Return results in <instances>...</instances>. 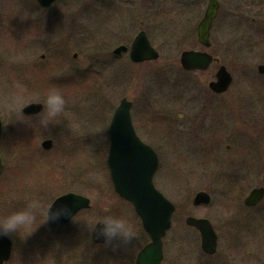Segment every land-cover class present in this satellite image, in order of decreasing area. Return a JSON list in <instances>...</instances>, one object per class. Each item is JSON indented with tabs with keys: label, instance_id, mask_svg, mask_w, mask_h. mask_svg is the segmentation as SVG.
Returning <instances> with one entry per match:
<instances>
[{
	"label": "rangeland",
	"instance_id": "374dc122",
	"mask_svg": "<svg viewBox=\"0 0 264 264\" xmlns=\"http://www.w3.org/2000/svg\"><path fill=\"white\" fill-rule=\"evenodd\" d=\"M166 1L163 11L120 10L115 17L108 5L100 6L101 0H60L48 18L50 27L41 19L37 34L34 0H0V117L5 145L32 154V161H19L27 171L8 175L6 193L24 202L26 196L53 192L46 185L53 161L63 170H53L63 184L58 194L70 190L91 200V210L78 218L88 219L107 202L114 211L131 214L139 235L119 251L136 256L149 237L132 207L114 191L106 165L109 122L121 99L127 98L133 103L135 130L162 158L155 185L179 210L215 215L214 204L195 208L192 199L197 192L209 191L216 201L223 178L234 177L241 186L240 201L227 209L242 208L249 216L240 215L231 233H219L213 258L203 254L199 232L186 228L184 216L180 217L182 226H173L163 240L168 264H264V199L249 209L243 201L251 189L264 185V74L257 70L264 63V43L258 44L264 30L259 18L262 8L257 0H219L207 51L220 58L233 82L218 96L208 88L219 65L188 72L180 64L184 50H206L198 41L197 26L209 0ZM140 30L147 32L160 54L158 60L135 64L128 54L113 56L114 48L130 44ZM33 37L53 39L40 44ZM101 45L104 50L97 48ZM74 52L77 59L72 58ZM42 53L47 58L37 62ZM49 65L53 67L49 75L41 77ZM52 86L68 100L74 131L65 126L66 121L42 129L39 116L25 118L31 127L19 121L8 123L13 95L29 97ZM45 140L53 141L50 150L42 148ZM7 155L12 169L17 155L8 150ZM71 222L70 226L79 223ZM77 230L84 235L88 229L81 223Z\"/></svg>",
	"mask_w": 264,
	"mask_h": 264
},
{
	"label": "flooded vegetation",
	"instance_id": "af4514ba",
	"mask_svg": "<svg viewBox=\"0 0 264 264\" xmlns=\"http://www.w3.org/2000/svg\"><path fill=\"white\" fill-rule=\"evenodd\" d=\"M34 1H35L34 5L38 11L36 18L38 19V21H37V25H38L37 34H39V29H40V24H41L40 22H42L41 19L44 20V22L46 23V26L50 27V23L48 21V18H50L52 15L53 6L55 4H57L58 1H60V0H55L49 6L42 5L40 2H38V0H34ZM217 1L219 3V8H218V14H219L221 2L219 0H217ZM209 2H210V0L208 1L207 7L209 5ZM257 2L260 4V7L262 8L260 15H259V18L261 20V23H264V0H257ZM104 5H108L110 7V9L113 11L115 17H116V15H118L120 13V10H126V11H130V12L143 10L142 13L146 14L147 12L150 13L151 9L159 10V11H163L164 9H167L166 8V6H167L166 0H101L100 6H104ZM207 7H206V9H207ZM101 8H103V7H101ZM100 10H102V9H100ZM204 14H205V12H204ZM218 14H217V16H218ZM45 19H46V21H45ZM215 19H214V21H215ZM214 21H213L212 27L214 25ZM198 26H199V24H198ZM198 26H197V37H198ZM211 30H212V28H211ZM211 30H210V37H211ZM140 31H144V30H140ZM146 35L148 36L147 32H146ZM148 38H149V36H148ZM52 39L53 38H51V37H33L34 42H40V44H42V43L48 44ZM133 40L134 39H132L131 43L133 42ZM131 43L118 45L117 47L122 46V45L126 46L128 48V50H126V51L123 50L121 53L116 54L115 53V49L117 48L116 47L112 50L113 56L120 57L124 54H128L130 61L132 63H135L130 57V48L129 47H130ZM262 43H264V30H262V32L259 36V41H258V44H262ZM51 46H52V44H50L49 47H51ZM97 48L99 50H104L103 45H101L100 47H97ZM47 55H48L47 53H42L39 56V60H37V62L45 61V59L47 58ZM212 56L214 58L219 59V62H217V63L212 62V65L216 64V65L220 66V64H221L220 58L216 57L214 55H212ZM72 58L77 59L78 53H76V52L72 53ZM153 61H156V60H153ZM153 61H145V62L149 63V62H153ZM141 63H143V62H141ZM262 64H264V63H262ZM67 65L69 67V64H63V66H61V67H67ZM47 68H48L47 71H43V73L41 72V77H43L42 74L49 75L50 70L53 67H52V65H49V66H47ZM71 68H73V67H71ZM74 71H75L74 73H80V71L78 69H75ZM51 76H52L51 77V79H52L53 75H51ZM215 79H216V75H215ZM230 87L228 88V90L230 89ZM208 89H209V92L212 93L213 95L221 96V94H223V93H217V92L213 91L210 87ZM227 91H225V92H227ZM207 101H208V103H211L214 100L208 99ZM209 101H211V102H209ZM132 107H133V103H132ZM132 107H131V110H132ZM24 114L26 116L33 117V116H35L36 113L35 114L24 113ZM131 116H132V111H131ZM0 122H1V128H2L1 129V135H0V162L2 165V168L0 171V215H2L7 211V209L8 210L15 209L14 207L16 205H17V208H18V206L20 208H21V206L23 207L22 204H24L25 201L19 202L18 201L19 197L13 198V196H9L6 193L7 184L5 182H6V179L8 178V175L10 173L17 175L19 173H22L23 171L28 170V168H27V170H25V167L19 161L20 160L22 161V159L23 160L27 159L28 161H30V160L32 161V154L29 151V149L27 151H21V149L18 146H14L16 150H11L12 147H7L5 145V143H6V141H5V130H4L5 124H4L1 117H0ZM138 136L146 144L150 145L154 149V151L156 152L157 157H158V169H159L161 159H162L159 151L157 150V148L155 146L146 142L139 134H138ZM41 146H42V143H41ZM52 147H53V141H52ZM42 148L45 150L51 149V148L46 149L44 147H42ZM226 148H227V150L231 149L230 145H227ZM7 150H8V152H10V154L12 153L13 155H17L16 157L14 156L15 158L13 157L16 160V162H15V166H13L12 169H8V166L10 165V163L8 160L9 155H7ZM59 155H63V157H64L63 150H60ZM53 160H55V157H53ZM51 163L52 164H51V167L49 169L50 170V177H47L48 183H46V185H47V187H53L52 193H54V195H56L55 199H57V200L52 205L50 211L54 212L56 210H60L61 208H64L67 210V214L62 215L61 218L55 222L50 221L48 224H45V227H43V228L38 227V229L24 241H20L18 238H16L15 245H13V242L7 238L0 239V264H136L138 252L143 247L137 252L136 256H134L133 253H130V251H127L125 254H122V252L119 250H117L116 252H113L111 249L97 248L98 247L97 245L101 244L102 242H97L96 240H94V237L90 236L88 230L85 232L84 235H80V233L77 232L78 231L77 227L81 225V222H79L78 224H74V225L70 226V224L72 223L71 222L72 219H71V216H68L69 215L68 210H70V208H72V207H74V208L76 207V210L72 214V216L76 215L77 213L79 215L83 212L91 210L90 208L92 207V203L90 200V206L89 207H80L79 203L76 201L70 202L68 200H59L62 196H65V195L71 194V193L79 195V196H83V197H86V196L79 194V193H76V192H73V191H70V190H68V191L66 190L63 192L61 191V193L58 194L59 192L57 190L62 189L60 187L63 186V184L60 183L61 178H59L58 174H54L53 170L56 167L57 170L60 171L61 168L57 164H54V165H56V166H54L53 161H51ZM27 165H28V163H27ZM235 166H237V163H235ZM46 170H47V172L45 173V175H48L49 171L47 168H46ZM60 172H63V170L61 169ZM52 173H53V175H52ZM52 176L54 178L53 180L51 179ZM154 179H155V176H154ZM233 179H234V177H224L223 178V180H222L223 186H222V188H220L221 193H219V195L217 196L218 199L216 201H214V198H213L214 195L210 194L209 191H206L210 195L209 203L196 204L195 203V196L198 192L194 195V197L192 199V204L195 208L209 207V206L214 204L216 206V214L215 215H210V216L208 215L209 217L206 215L196 216L195 211H186V209L182 211L181 208L179 210V207L175 204L176 211L173 214L172 224H171V227L168 231H170L173 228V226H176L178 228L180 227V225L182 226V222H179V220L181 219L180 217L184 216V221H185V224L187 226L186 228L194 230L196 232H199V234H200V231L196 227L190 226L186 223L187 218L189 216H193V217H197V218L208 219L209 222L211 223L214 231L217 234V247H216L215 253H213V254H207L203 250H202V252L206 256H209L212 258L215 257L217 250H218L219 233L220 234L226 233V232L231 233V231H233L236 228V225L240 219V215L244 214L247 217H249L248 212L246 213L245 209L241 208V209L235 210V211L227 209L230 205L232 206V205L238 204V202L240 201V198H238V193H240L241 186L239 185L238 182H235ZM50 180H52L51 184L49 183ZM154 183H155V181H154ZM258 187H264V185L259 184ZM17 194H20V193L17 192L15 195H17ZM43 194H45V190L43 191ZM117 196L122 199V201H123L122 203H128L131 206V204L127 200L123 199L119 195H117ZM21 198L22 197H20L19 199H21ZM263 199L260 200V202L257 203L256 205H248L246 203V197H245V199L243 200L244 206L247 209L257 207L263 201ZM178 211H181V214H180V216H178L176 218L175 215ZM184 213H185V215H184ZM175 218H176V221H175ZM226 224H228V225H226ZM224 228H229V229H228V231L224 232V230H223ZM149 241H150V238H149ZM14 248H15V252H13ZM128 249H130V248H128ZM162 264H168V256L166 255V250L164 248V242H163Z\"/></svg>",
	"mask_w": 264,
	"mask_h": 264
},
{
	"label": "water",
	"instance_id": "95a60500",
	"mask_svg": "<svg viewBox=\"0 0 264 264\" xmlns=\"http://www.w3.org/2000/svg\"><path fill=\"white\" fill-rule=\"evenodd\" d=\"M55 0H38L42 5L49 6ZM219 3L210 0L205 15L198 26L199 42L205 47L211 46L210 30L214 18L218 13ZM128 50L126 46H119L115 53ZM130 57L134 62L155 60L159 52L153 47L145 31H140L130 47ZM180 62L186 70H206L212 62H219L207 51L185 50L181 53ZM259 71L264 73V64L259 65ZM232 83V75L226 66L221 65L216 73V80L210 83L215 92L226 91ZM132 102L123 98L115 109L108 128L109 150L107 166L116 192L130 201L142 220L144 229L150 236V242L143 247L137 256L136 264H162L163 237L171 226V218L175 210L174 204L164 196L154 185L153 177L158 168V157L153 148L145 144L137 135L131 117ZM41 110L40 105H28L23 111L35 114ZM1 135V122H0ZM42 146L52 147V140H45ZM2 165L0 162V171ZM264 196V188L252 190L246 203L254 205ZM59 200L76 201L80 207H89L90 200L76 194H67ZM210 195L199 192L195 203H209ZM76 207L68 210L72 216ZM187 223L200 230L203 251L213 254L217 247V235L207 219L188 217ZM94 240H96L94 238ZM97 242H102L96 240Z\"/></svg>",
	"mask_w": 264,
	"mask_h": 264
},
{
	"label": "clouds",
	"instance_id": "9594fccd",
	"mask_svg": "<svg viewBox=\"0 0 264 264\" xmlns=\"http://www.w3.org/2000/svg\"><path fill=\"white\" fill-rule=\"evenodd\" d=\"M28 105L41 106L35 116L40 117L38 123L42 129H47L50 124L55 126L65 121L69 130L76 129L74 119L68 111V100L61 89L52 86L43 93L36 92L29 97L13 95L8 105V111L12 114L8 123L19 121L31 127L25 119L29 116L23 113V109ZM56 200L52 192L26 196L23 207L7 210L0 215V239L7 238L15 245L16 238L24 241L41 225L59 220L62 215L67 214V210L61 208L50 211ZM71 219L73 222L85 224L90 236L102 241L97 248L111 249L113 252L125 250L139 235L131 214L124 210L114 211L111 202L105 203L99 212H93L86 220L78 218V213L71 216Z\"/></svg>",
	"mask_w": 264,
	"mask_h": 264
}]
</instances>
